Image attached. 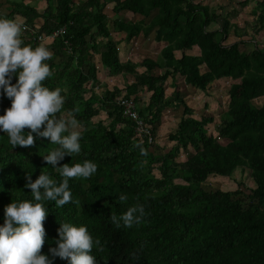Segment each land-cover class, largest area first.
Listing matches in <instances>:
<instances>
[{
  "label": "trees",
  "instance_id": "obj_1",
  "mask_svg": "<svg viewBox=\"0 0 264 264\" xmlns=\"http://www.w3.org/2000/svg\"><path fill=\"white\" fill-rule=\"evenodd\" d=\"M43 1L39 10L24 0H0V16H19L37 34L64 28L62 35L43 43L27 31L21 35L25 44H44L52 51L46 61L52 75L43 83L64 90L59 115L73 111L84 126L81 152L66 155L60 163L89 159L98 168L89 178H70L69 203L61 207L44 202L49 212L43 221L46 236L41 251L55 246L60 221H69L87 225L100 239L102 250L93 249L98 264H264V104L253 102L264 99V41L261 46L254 41L249 51L239 48L241 40L225 42L231 31L240 36V28L205 0ZM251 1V27L257 34L264 31V0H241L239 6ZM109 3L111 18L104 10ZM124 12L139 18L121 17ZM236 12L232 9L231 15ZM220 16L221 25L211 28ZM113 32L122 33L128 43L152 34L154 41L165 43L159 60L121 61L120 41ZM117 74L126 78L123 86L101 83L102 75ZM176 75L194 90H204L219 79L234 80L215 135L207 130L212 116H194L195 109L175 87ZM169 77L173 90L166 94ZM121 96L137 102L154 136L162 112L180 107L175 129L168 134L171 145L162 148L137 136L132 121L116 104ZM9 105V98L0 95V112ZM100 111L106 113L107 122L94 120ZM53 147L43 137L30 147H12L7 134L0 133V223L11 200L33 199L24 187L26 172L35 179L47 171L59 181L58 170L43 159ZM244 167L254 183L248 195L239 189L203 186L209 176L230 177ZM121 193L127 194L126 201H119ZM136 203L145 206L142 221L116 228L112 213L120 214ZM53 264L68 261L56 257Z\"/></svg>",
  "mask_w": 264,
  "mask_h": 264
},
{
  "label": "clouds",
  "instance_id": "obj_2",
  "mask_svg": "<svg viewBox=\"0 0 264 264\" xmlns=\"http://www.w3.org/2000/svg\"><path fill=\"white\" fill-rule=\"evenodd\" d=\"M23 28L22 21L0 16V95L10 100L0 112V133L7 134L12 147H30L37 138H47L55 147L43 154V159L58 170L60 179L47 171H40L35 179L31 172L25 173L24 187L30 189L33 199L11 200L4 206L0 264H53L56 257L68 264H98L93 249L102 250L103 245L85 224L60 221L55 246H49L47 253L41 251L46 236L43 221L49 212L44 202L53 201L62 207L72 201L70 178H89L98 165L89 159L60 163L66 155L81 152L84 126L73 111L59 115L65 104L64 90L43 83L52 75L46 61L53 53L44 44H25ZM140 152L147 155L143 147ZM118 199L126 201L128 196L121 193ZM145 215L144 204L136 203L120 214L113 212L110 219L116 228H130Z\"/></svg>",
  "mask_w": 264,
  "mask_h": 264
},
{
  "label": "rangeland",
  "instance_id": "obj_3",
  "mask_svg": "<svg viewBox=\"0 0 264 264\" xmlns=\"http://www.w3.org/2000/svg\"><path fill=\"white\" fill-rule=\"evenodd\" d=\"M25 2H29L35 5L39 10H42L45 3L43 0H24ZM207 4L211 7H214L218 13H221V16L225 15L230 22L236 23L237 27L240 28V36H237L233 31L228 35L225 42L231 43L233 41L241 40L239 48L244 51H249L253 47L254 41H257L259 45H263L264 41V31H260L257 34H253V29L251 25L254 22V16L251 12L252 7L254 6V2H249L246 6H239V2L241 0H205ZM219 6H223V8H219ZM112 4L109 3L105 8V12L111 18ZM232 9H236L237 12L234 15H231ZM226 12L228 14L226 15ZM125 17L130 19L132 14L130 12H126L125 14H121V17ZM219 17L218 22L213 23L210 27L215 28L219 27L222 23V17ZM17 20L22 19L19 16H15ZM138 19L136 17H132V20ZM111 27V22H108ZM114 37H119L117 33H112ZM123 41L118 49L120 50L119 58L121 61H130V62H139L143 58L149 57L154 60H159V52L162 48V44L154 41L152 38V34L148 37L138 36L136 40L131 43H127L121 38ZM96 58V55H95ZM94 58V60H95ZM138 69H143V67L138 66ZM159 69H156L155 72H159ZM103 74V73H99ZM122 74H117L113 76L106 77L104 84L107 86L116 85L121 87L124 85L126 78L123 79ZM104 78V76H101ZM232 79H219L212 82L208 87L204 90H194L188 85L184 84L181 76L176 75L175 77V87L178 90H181L182 96L188 102L190 106L195 109L194 116L200 117L201 114L211 115L213 118V122L207 125V130L209 133L215 135L216 134V126L219 123L220 116L227 109L228 104V93L227 89ZM170 77L167 79L165 93L169 94L173 87L171 86ZM102 85V84H101ZM96 88V91L100 92L102 90V86ZM146 98V96H145ZM142 99V97H140ZM138 101V100H137ZM254 104L261 105L264 104L263 98H258L253 100ZM204 104L206 106L204 107ZM142 104L138 102V106ZM181 115V108H170L164 110L161 114L160 124L155 132V143L160 147H168L171 145V142L168 139V134L175 129L176 122ZM94 120H102L104 122L108 121L106 113L104 111H100V113L94 118ZM221 142H224L221 140ZM183 159V156H181ZM250 170L247 168H237L232 176L230 177H222L212 175L209 176L203 183V186L206 189H222V190H234L239 189L241 191V195H248L251 193V189L254 187V183L252 182L250 176Z\"/></svg>",
  "mask_w": 264,
  "mask_h": 264
},
{
  "label": "built area",
  "instance_id": "obj_4",
  "mask_svg": "<svg viewBox=\"0 0 264 264\" xmlns=\"http://www.w3.org/2000/svg\"><path fill=\"white\" fill-rule=\"evenodd\" d=\"M23 30L27 31L32 35V39L37 42L43 43L47 40H52L54 37L62 35L64 33V28L60 27L52 31L50 34L43 35L37 34L35 30L23 23ZM116 104L119 106L121 115L124 118L132 121L134 125V131L137 136L146 140L148 144H153L155 142L154 134L151 130L150 125L146 122V120L140 116L138 112L137 102L131 97H117Z\"/></svg>",
  "mask_w": 264,
  "mask_h": 264
},
{
  "label": "crops",
  "instance_id": "obj_5",
  "mask_svg": "<svg viewBox=\"0 0 264 264\" xmlns=\"http://www.w3.org/2000/svg\"><path fill=\"white\" fill-rule=\"evenodd\" d=\"M126 12H124V13H122V14H125ZM119 15H121L120 13H119ZM136 17V18H139V16L138 15H132V17ZM131 17V18H132ZM130 18V19H131ZM114 33H116V32H114ZM118 35H119V37L117 38V37H114L115 39H118L120 42L118 43V46H120L121 45V43L123 42L122 40H121V38H123L124 37V35L121 33H117ZM128 43V42H127ZM158 43H161L162 44V47L165 45V43L164 42H158ZM119 54H120V50H119ZM137 70H139V71H142V69H138L137 68ZM105 78H106V76H104V78H101V83H104V81H106L105 80ZM108 87H111V86H108ZM195 90H197V89H195ZM143 99H142V101L143 102H145L147 99L145 98V96H143L142 97ZM184 98V97H183ZM185 99V98H184Z\"/></svg>",
  "mask_w": 264,
  "mask_h": 264
}]
</instances>
